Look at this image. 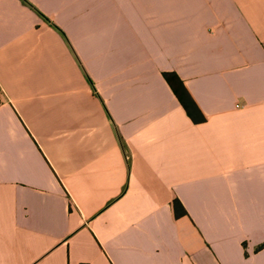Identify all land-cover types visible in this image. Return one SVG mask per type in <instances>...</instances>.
Listing matches in <instances>:
<instances>
[{"label": "crops", "instance_id": "1", "mask_svg": "<svg viewBox=\"0 0 264 264\" xmlns=\"http://www.w3.org/2000/svg\"><path fill=\"white\" fill-rule=\"evenodd\" d=\"M0 88V264H264V0H0Z\"/></svg>", "mask_w": 264, "mask_h": 264}, {"label": "trees", "instance_id": "2", "mask_svg": "<svg viewBox=\"0 0 264 264\" xmlns=\"http://www.w3.org/2000/svg\"><path fill=\"white\" fill-rule=\"evenodd\" d=\"M165 78L172 88L173 92L177 96L180 104L185 109L188 116L195 123H202L205 121V117L201 110L191 97V95L186 90L183 82L174 74H165ZM173 208L175 215L177 217H182L187 215V212L179 200H175L173 203Z\"/></svg>", "mask_w": 264, "mask_h": 264}, {"label": "built area", "instance_id": "3", "mask_svg": "<svg viewBox=\"0 0 264 264\" xmlns=\"http://www.w3.org/2000/svg\"><path fill=\"white\" fill-rule=\"evenodd\" d=\"M2 93V90H1V88H0V94Z\"/></svg>", "mask_w": 264, "mask_h": 264}]
</instances>
